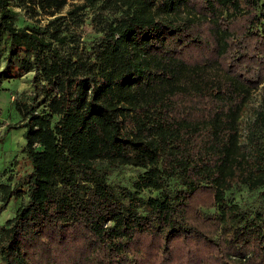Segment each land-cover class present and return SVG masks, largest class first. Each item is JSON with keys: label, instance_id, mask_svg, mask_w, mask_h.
<instances>
[{"label": "trees", "instance_id": "trees-1", "mask_svg": "<svg viewBox=\"0 0 264 264\" xmlns=\"http://www.w3.org/2000/svg\"><path fill=\"white\" fill-rule=\"evenodd\" d=\"M66 5L0 0V83L32 73L19 121L0 122L30 167L3 192L26 198L0 264H264V102L243 119L264 84V0ZM127 165L142 171L111 183ZM240 187L260 203L231 200Z\"/></svg>", "mask_w": 264, "mask_h": 264}, {"label": "rangeland", "instance_id": "rangeland-1", "mask_svg": "<svg viewBox=\"0 0 264 264\" xmlns=\"http://www.w3.org/2000/svg\"><path fill=\"white\" fill-rule=\"evenodd\" d=\"M83 0H67V9L73 3H80ZM88 16H90V11ZM89 17L86 19V23L82 27L83 37L91 39L93 33L89 25ZM32 73H27L21 77L3 81L0 83V122L4 124L15 123L20 119V115L13 106V96L20 92L31 91L30 77ZM252 100L249 103L243 119H252L255 114V109L261 106L264 102V84L260 83L252 90ZM247 123V121H245ZM6 133L2 127H0V232L1 228L6 225L7 219L12 217L17 207L22 201H25V196L22 197H10L3 205V192L7 189L10 190L20 180L21 176L27 173L30 169L29 162L22 151L23 138L22 129H11ZM109 180L113 184H125L130 185L133 179H135L139 172L142 170L133 166H110ZM144 195H153L154 191L145 189ZM231 200L239 203V205L248 209L252 206L260 203L257 191H251L246 187L234 188L228 193ZM196 204L198 209H203V198H207L208 192H202L197 194Z\"/></svg>", "mask_w": 264, "mask_h": 264}]
</instances>
